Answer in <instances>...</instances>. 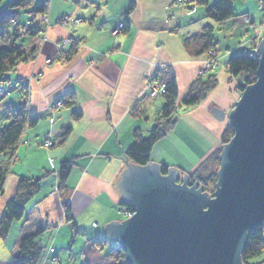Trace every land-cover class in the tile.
<instances>
[{"label": "crops", "instance_id": "obj_1", "mask_svg": "<svg viewBox=\"0 0 264 264\" xmlns=\"http://www.w3.org/2000/svg\"><path fill=\"white\" fill-rule=\"evenodd\" d=\"M43 1L35 0L37 5ZM46 1L52 29L41 56H52L55 61L30 88V114L37 121L27 128L25 144L18 149L0 187V219L16 194L20 176L39 179L41 190L26 208L24 219L13 225L9 237L5 241L0 238V264H12L18 255V241L42 227L44 232L38 237L40 264H111L108 246L114 241L104 225L124 219L120 213L123 197L116 181L127 166L126 150L134 143L135 129L149 133L151 117L159 105L153 108L156 101L147 96V79L155 72H170L175 76L181 104L199 79L206 58L196 57L186 41L203 35L207 26L213 27L216 68L206 76L215 75L218 85L196 108L184 109L179 116V122L185 121L209 140L206 134L211 123L225 127L210 111L214 107L228 110L241 97L238 85L243 84V78L232 77L228 60L253 51L264 37V32L256 36L254 29L263 20L261 1H236L235 17L224 24L206 17V9L219 0L195 8L197 0L182 4L178 0ZM129 9V32L120 29L112 35ZM65 15L77 16L82 22L69 32L68 27L55 25ZM67 34L80 37L84 45L64 63L56 59L52 41ZM27 41L33 44L37 39ZM29 68L30 64H25L17 71L25 74ZM16 90L0 102L2 126L8 123V107L22 101ZM60 99H71L73 104L51 111ZM196 137L204 140L199 134ZM189 142L192 145L194 141ZM173 150L176 153L178 149L172 146ZM156 156L159 160L154 161L163 160ZM62 162H69L72 169L60 185ZM104 239H108L107 250L94 245Z\"/></svg>", "mask_w": 264, "mask_h": 264}, {"label": "water", "instance_id": "obj_2", "mask_svg": "<svg viewBox=\"0 0 264 264\" xmlns=\"http://www.w3.org/2000/svg\"><path fill=\"white\" fill-rule=\"evenodd\" d=\"M258 77L229 114L234 138L221 144L216 198L163 176L158 163H127L116 181L132 217L104 225L130 264H243L247 231L264 228V38ZM217 121L225 112L214 107ZM121 158V157H120Z\"/></svg>", "mask_w": 264, "mask_h": 264}, {"label": "trees", "instance_id": "obj_3", "mask_svg": "<svg viewBox=\"0 0 264 264\" xmlns=\"http://www.w3.org/2000/svg\"><path fill=\"white\" fill-rule=\"evenodd\" d=\"M3 0H0V4ZM68 1V0H67ZM209 0H200L201 6H208ZM236 1L243 0H219L213 6L206 10V17L213 22L223 24L229 19L235 17L234 4ZM35 0H11L7 4V11L0 15V42L3 41L0 47V88H3L6 82L12 79V74L17 67L31 60H34L37 54L36 47L23 48L20 41L23 38L34 39L37 36H42L44 28L42 25H28V21H32L31 17L24 14L19 15L15 12L17 9L32 7ZM35 9L37 13H48L49 7L47 1L40 2ZM131 9L127 11L126 18L123 22L124 31L127 33L131 27L130 15ZM16 20V21H15ZM18 20V21H17ZM188 47L193 48V53L196 57L205 56V54L216 55V38L213 27L207 26L204 29V34L192 39H187ZM77 49H72L68 52L65 59L66 62L76 54ZM216 60V58H215ZM228 64V72L234 77H243V84L238 85L240 91H244L249 85L254 84L257 80V69L259 61L254 58L252 53L237 55L231 58ZM157 80L160 83H165V91L162 95V104L160 111L156 114L157 121L152 127L149 137L144 138L140 130L134 132V143L126 150L127 158L139 166H146L152 160V149L160 139L166 137L175 130L179 122V107L178 104V86L175 76L170 72H165L163 75H157ZM217 78L215 75L199 78L193 84L191 90L182 101V107L196 108L207 97V93L217 87ZM24 90V101L16 106L9 107L6 111L8 123L4 126L0 124V187L5 182V177L11 171V165L15 161V156L19 148L20 142L23 140L27 128L35 125L37 119L35 116L29 115L27 111L26 97L27 92ZM71 102L70 105H72ZM231 136L234 133L233 128H230ZM230 136V139H231ZM230 139L225 140L229 142ZM4 157V158H3ZM206 164L203 163L201 167ZM72 165L69 162H62L59 171L60 185L66 182L71 172ZM168 166L161 165L160 172L168 173ZM17 192L14 197L6 205L5 212L0 219V238L6 240L10 235V230L17 222H21L26 214V208L31 204V201L40 192V180L28 179L21 177L19 180ZM131 209V206H128ZM44 232V227L38 229L35 233L29 236L22 237L16 245L18 255L12 261V264H40L41 248L39 246L38 237ZM260 229L252 231L247 238V245L242 252L243 264H251L252 259L263 255L264 240ZM99 243V242H98ZM121 264H128L126 254L121 252ZM264 264V263H259Z\"/></svg>", "mask_w": 264, "mask_h": 264}, {"label": "rangeland", "instance_id": "obj_4", "mask_svg": "<svg viewBox=\"0 0 264 264\" xmlns=\"http://www.w3.org/2000/svg\"><path fill=\"white\" fill-rule=\"evenodd\" d=\"M10 1L11 0H3L1 2V4H0V15L7 11V9H8L7 4H9ZM69 1L71 2L73 0H69ZM69 1H67V2H69ZM178 1L180 4H182V3H185L187 0H178ZM199 1L200 0L196 1L194 8L199 4ZM36 6H37V4L35 2L32 7L17 9V10H15V12H18L19 15L24 14V15L29 16V17L34 16V18H41V20H43L45 17L48 19L47 15L45 16L44 13H37L35 11V9L37 8ZM260 6H262V5H260ZM261 10H262V8H261ZM73 17L74 16H72L71 18H73ZM260 23H257V24H260ZM28 25H30L29 21H28ZM46 25H47V28H49L48 30L51 31L52 28L49 27V23H47ZM36 39H37L36 43L34 42L33 44H32V42H28L26 38L21 39V41L19 42L23 48L24 47L25 48L36 47L37 54H36V57L34 60L24 62L17 67L14 74H12V79L10 81L6 82V84H5V85H7V88H5L4 90H2V88H0V102H5L7 100V98L12 94L11 92H14L15 89H17L16 91L19 90V93L21 94V100L24 101V99H23L24 98V93H23L24 90L23 89H25V88H26L25 92H27V94H28L25 101L30 102V93H31L30 88H31V86L33 84H35L39 78H41V76L46 71V68L49 65H52V63H53L52 56H45V57L41 56L43 48L51 39L46 34H43L42 36H38V38L36 37ZM59 41L61 42L62 48H64L65 51L66 50L70 51L71 49H75V47L77 46L76 40L73 39L72 37H67V35ZM261 41L262 40H259L258 44L253 49L254 52L252 53L254 58L257 60H259V58H260V50L259 49L257 50V48H258V45L260 44ZM52 42H53V45H55V42L54 41H52ZM3 44H4L3 41L0 42V47H2ZM54 49H55V47H54ZM58 53H59L58 50L55 49V56ZM202 57H206L205 60L211 61L212 67L208 70H204L206 63L203 60V64H204L203 68L200 69L198 72L199 78L205 77L206 72L216 68L215 67L216 66L215 65L216 64V60H215L216 56L214 57V54H205V56H202ZM25 64H30V68L28 69L27 73L21 74L17 70L19 69L20 66L25 65ZM153 76L157 80V77H158L157 74L151 75V77H153ZM151 77H149L147 79L146 85H148L149 79ZM241 77L243 78L244 76H241ZM242 82H243V80H242ZM165 88H166V86H164V90H163L162 94L160 96H158L156 102H153L154 104L152 103L153 108L155 105H157L156 103L162 102V95L164 94ZM239 92L241 94V97H240V99H241L243 92L242 91H239ZM154 101H155V99H154ZM235 103H233L232 106H229L228 110L219 107L221 110H223L225 112L226 118L223 121H217L215 114L212 112V110L210 111L212 113V115L215 117L216 121L223 123L225 126L224 127L225 129L222 131V133H220L218 135V137H215L214 139L210 138L208 140V139L204 138L199 131H197L195 128L190 126L188 123H186L185 121H181L178 123V125L176 127L177 129H175L176 131L173 130L167 138L163 139V141H161L159 144L156 145L155 149L153 150V151H155V153H158V147L159 146H160V150H162V152L165 154H167V153L169 154V150H170L169 156H170L171 162L163 159L160 163L162 165L168 166V168L173 167L180 173V176L174 180V182H176V184L183 185L184 181L182 178L186 174V175H188L187 187H189V188L192 187L197 181L198 183L195 186V190L200 189V186L202 184V188H201L202 192L206 191L211 196H213V194L216 192L215 191L217 188L216 184L219 181L218 180V171L220 170L221 164H222V158L220 157V154L222 152L221 144H229L230 141L234 138L233 137L234 133L231 136V130H229L230 128H233V132L235 131L234 126L231 124L229 114L232 110H234L236 108L237 105ZM9 107H12V105H10ZM157 108H158V110L160 109L159 107H157ZM158 110L155 113V115L160 111V110L159 111ZM183 111L184 110H182L181 112H183ZM181 112H180V114H181ZM28 114L31 115L29 111H28ZM211 125H212V123H211ZM211 125H209L210 128H211ZM198 134L204 140L200 139L199 137L197 138L196 136ZM25 136H24V138H25ZM230 136H231V139H230ZM184 137H188L187 140L184 139ZM24 138L20 142L19 148L21 147V145L25 144ZM175 139H176V141H175ZM227 139H230V141L226 142L225 140H227ZM191 140L194 141L192 143V145L189 142ZM172 146L177 148L180 152H178V150H177L178 153L176 152L177 154L175 153L174 150L172 152L171 151ZM204 152H205V155L203 154ZM155 153L153 155H155ZM16 158L17 157L15 156V160H16ZM156 159L159 160V158L157 156H155L154 160H156ZM203 163H206V164H204L201 167V165ZM162 175L168 176L169 171L167 174L162 173ZM20 179H21V176L18 179V184H19ZM211 196H210V199L213 198ZM122 197H123V195H122ZM120 204L122 205V207H124L123 210H126V211L129 208L128 206H130L127 204L125 205L124 201ZM132 212L134 213V211H132ZM122 214L125 215V213H122ZM98 242L99 241H96V243L94 245L97 244L98 248L103 247V249L107 250L105 246L101 245ZM108 249L111 250V248H108ZM116 249H117V252L119 254H121L122 251H119L120 249L117 247H116ZM112 252L114 253L115 250H112ZM80 258L82 259L83 256L81 255ZM263 261H264V258L261 255V256H258L256 259H252L250 261V263L251 264H259L260 262H263Z\"/></svg>", "mask_w": 264, "mask_h": 264}, {"label": "bare ground", "instance_id": "obj_5", "mask_svg": "<svg viewBox=\"0 0 264 264\" xmlns=\"http://www.w3.org/2000/svg\"><path fill=\"white\" fill-rule=\"evenodd\" d=\"M261 1V3H260V5H262V6H260V8H262V12H263V16H262V18H263V20L261 21V23L260 24H257V25H254V29H256V31H257V33H256V36L258 35V34H260V33H262V32H264V0H260ZM49 14L50 13H45L44 12V15L46 16L47 15V17H48V19L45 17L43 20H41V18H34V16H32L31 18V20L32 21H30V25H32L33 27H34V25H42L41 27L42 28H44V32H43V34H46V35H48L49 36V33L48 32H50V30H48L49 28H47V23H49V27H52L51 26V20H50V17H49ZM72 16H69V15H65L64 17H62L61 19H59V20H57V22H56V24L55 25H58V26H63V27H68L69 28V32L72 30V29H75L76 28V25H78V24H80L81 22H82V19H80V18H78L77 16L75 17H73V18H71ZM71 19H73L74 20V22H70L71 21ZM69 22V25L71 26H69V25H66L65 24V22ZM63 24H65V25H63ZM119 24H121L122 26H121V29H123L124 28V24L121 22V23H119ZM224 24V23H223ZM119 27V26H118ZM51 29V28H50ZM113 35V34H112ZM67 37H72L73 39H75L76 40V42H77V46L75 47V49H79L81 46H83L84 44H83V41H82V39L80 38V37H75V36H72L71 34H67ZM37 38H38V36H37ZM264 38V37H263ZM263 38H260L259 40H262ZM55 42V45H54V47H55V49H57L58 50V54H56V59H59V60H61L62 62H64V63H66V60L67 59H65L66 58V56H67V54H68V52H70L69 50H66L65 51V49L64 48H62V44H61V42L58 40V41H54ZM77 51V50H76ZM254 52V50L252 51H249V52H247V53H253ZM239 55H242V54H239ZM234 57H237V56H234ZM234 57H231V58H234ZM230 58V59H231ZM53 59V58H52ZM229 59V60H230ZM217 60V59H216ZM228 60V61H229ZM55 61V59H53V62ZM53 64V63H52ZM228 64H229V62H228ZM228 64H227V66H228ZM154 74H157V75H160L161 74V72L160 73H154ZM150 77H151V75H150ZM159 85L160 86H165V83L163 84V83H159ZM146 87H147V85H146ZM5 88H7V86H4L3 88H2V90H4ZM148 89H149V87H147V96L149 97V98H151L152 100H154L155 99V101L157 100V98L158 97H152L151 95H150V92L148 91ZM240 100V99H239ZM71 102H73L71 99H60V100H58L57 101V103L54 105V107L53 108H51V111H54V110H56L59 106H62V105H64V104H67V105H69V104H71ZM239 102V101H238ZM27 103V110L30 112V103L29 102H26ZM18 104H21V102H19V103H17L16 105H18ZM159 105H158V107H160V105L162 104V102H160V103H158ZM15 105V106H16ZM177 107H179V113L182 111V110H184L185 108L184 107H182V103L181 104H177ZM7 111V110H6ZM6 113V112H5ZM157 117H156V115L154 114V116H152L151 117V119H152V123H151V125L149 126V128H148V130H149V133H146V134H142L143 135V137L144 138H147V137H149V135H150V133H151V129H152V127L154 126V124H155V122L157 121V119H156ZM225 128L224 127H221V125H219V126H217V125H215V126H211V128H210V130H208V132H207V134H206V136L208 137V138H212V139H214L215 137H218V135L220 134V133H222V131L224 130ZM135 130H139V129H135ZM199 130V129H198ZM141 131V130H140ZM200 132V131H199ZM142 133V132H141ZM169 136V134L168 135H166V137H164V138H162V139H160V141H158L157 143H156V145L157 144H159L161 141H163V139H165V138H167ZM133 141H134V139H133ZM51 144V142L49 141V142H47L45 145L47 146V148H50V145ZM156 145L153 147V149H152V154H151V156H153V154L155 153V151H153L154 149H155V147H156ZM156 155H159V157H161L162 159H165L166 161H170L171 162V159L168 157V155H166L165 153H163L162 152V150H160V146L158 147V153H155V156ZM125 160H127V162H131L128 158H127V155H125ZM150 162H154V163H158V164H160V165H162L160 162H156V161H154V158L152 157V160L150 161ZM132 163V162H131ZM169 163V162H168ZM136 164V163H135ZM168 165V164H167ZM160 168H161V166L159 167V171H160ZM162 174V173H161ZM8 175H9V173H8ZM8 175L5 177V182H6V180H7V177H8ZM164 176V175H163ZM17 188H18V185H17ZM16 188V189H17ZM217 189V188H216ZM18 190V189H17ZM17 192V191H16ZM211 197H213V198H216L217 196H216V194L214 193L213 194V196H211ZM212 199V198H211ZM6 208V207H5ZM5 211V210H4ZM132 211H134V208L133 207H131V209L130 208H128L127 209V211L126 210H122L120 213H125V215L123 214V216H124V219L122 220V221H120V222H123L124 220H126L127 218H129V217H132V215H133V212ZM65 213H67V209L65 210ZM4 214V213H3ZM258 230V229H260L261 231H262V237H263V240H264V228H262L260 225H256L255 226V228H253V229H251L250 231H247V236H246V241H247V238H248V236L252 233V231H254V230ZM107 241H108V239H104V240H100L99 241V243L101 244V245H103V246H107L108 244H107ZM111 242V240H109V242L108 243H110ZM246 244H245V246L247 245V242H245ZM116 247L117 248H119V246H116V244H115V242L113 243V246H108V248H111V250L108 252V255H111V256H113V257H110V259H111V264H121V255L122 254H119L118 252H117V249H116ZM100 248H103V247H100ZM120 250L119 251H122L121 250V248H119ZM245 249V248H244ZM112 250H115V252L113 253L112 252ZM263 252H264V250H263ZM125 253V252H124ZM126 254V253H125ZM242 258V257H241ZM127 262H128V264H130L129 263V261L127 260ZM243 262V261H242ZM260 263H264V261L263 262H260ZM82 264H84V263H82Z\"/></svg>", "mask_w": 264, "mask_h": 264}, {"label": "built area", "instance_id": "obj_6", "mask_svg": "<svg viewBox=\"0 0 264 264\" xmlns=\"http://www.w3.org/2000/svg\"><path fill=\"white\" fill-rule=\"evenodd\" d=\"M70 22H74V20L71 19ZM65 24L69 25V22L67 21V22H65ZM65 24H63V25H65ZM121 26L122 25L119 24V27L117 29L113 30V32H112L113 35H116L119 32V30L121 29ZM205 63L206 64H205V69L204 70H208V69H210L212 67L211 61L205 60ZM147 87H149L148 91L150 92V95L152 97L160 96L162 94L163 90H164V86H160L159 82L154 78V76L149 79V83H148Z\"/></svg>", "mask_w": 264, "mask_h": 264}]
</instances>
